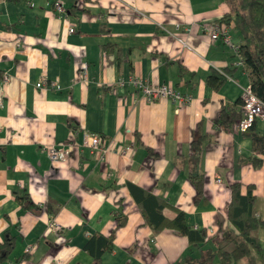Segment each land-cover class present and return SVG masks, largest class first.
<instances>
[{
    "label": "crops",
    "instance_id": "crops-1",
    "mask_svg": "<svg viewBox=\"0 0 264 264\" xmlns=\"http://www.w3.org/2000/svg\"><path fill=\"white\" fill-rule=\"evenodd\" d=\"M54 1L0 0V239L15 237L3 264H180L233 249L229 184L244 193L253 183L264 218V163L248 159L255 151L243 130L215 123L250 86L236 52L203 27L228 10L225 0H62L63 10ZM212 71L225 77L219 88L206 80ZM133 77L191 100H148ZM255 127L263 134L264 118ZM93 132L103 158L83 143ZM68 141L67 159H50L47 149ZM190 172L204 174L200 197ZM140 192L162 199L167 218L182 210L205 241L154 231ZM255 233L264 245V227Z\"/></svg>",
    "mask_w": 264,
    "mask_h": 264
},
{
    "label": "trees",
    "instance_id": "trees-1",
    "mask_svg": "<svg viewBox=\"0 0 264 264\" xmlns=\"http://www.w3.org/2000/svg\"><path fill=\"white\" fill-rule=\"evenodd\" d=\"M225 2L228 10L219 21L232 24L239 38L238 57L249 75L251 90L264 100V0H225ZM224 79V75L217 71H212L206 77L208 84L215 88H219ZM242 113V99L234 104H224L215 123L232 128L242 118ZM243 132L250 138L252 149L255 151V154L248 159L254 167H259L264 163V133L261 134L256 130L255 120ZM202 139L203 135H200L192 141L193 147L200 148ZM188 177L200 197L204 190V174L190 172ZM229 187L231 196L226 214L238 230V233L232 236L235 247L231 250H226L223 246L207 249L200 257H183L184 263L180 262V264H204L211 262L216 256L220 264H232L233 261L241 258H245L249 264H264V245L255 233L256 229L264 227V218L254 213L257 198L252 192L254 184L248 183L244 193L241 191L240 181L230 183ZM17 198L22 202L28 199L26 195H17ZM137 202L144 218L154 231L167 227L185 234L191 243L201 244L205 241L206 230L190 227L182 210L178 209L173 218L165 217L162 214L165 202L150 192H140ZM14 244L15 237L9 233L0 239V264L6 261Z\"/></svg>",
    "mask_w": 264,
    "mask_h": 264
},
{
    "label": "built area",
    "instance_id": "built-area-1",
    "mask_svg": "<svg viewBox=\"0 0 264 264\" xmlns=\"http://www.w3.org/2000/svg\"><path fill=\"white\" fill-rule=\"evenodd\" d=\"M54 5L58 10H63V1L55 0ZM231 23L212 21L204 24V29L208 31L210 36V41H216L220 39L224 43L228 44L238 55L239 44L233 40L230 33ZM73 25H69L68 32L74 30ZM239 62L242 60L239 58ZM3 79L7 80L8 75L4 73ZM132 81L136 86L142 89L143 95L148 99H155L157 97H168L171 101L175 103H188L191 100V95L189 93H183L177 88L171 87L165 83L151 84L144 83L142 79L133 77ZM45 79H39L37 84H42ZM242 118L234 125L238 130H244L246 127L251 125V123L257 118H264V100L253 93L250 86L243 89L242 92ZM2 102V96L0 94V103ZM83 143L90 147L92 152L99 154L100 158H103L104 152L107 150L103 147L102 136L98 133H87L84 137ZM74 142L68 141L66 143H59L58 145H51L47 149V154L52 160H65L70 154ZM219 180V179H218Z\"/></svg>",
    "mask_w": 264,
    "mask_h": 264
}]
</instances>
